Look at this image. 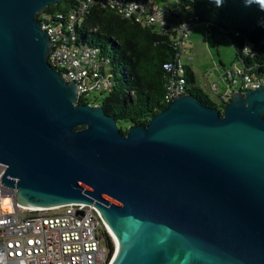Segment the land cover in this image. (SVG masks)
Here are the masks:
<instances>
[{
	"label": "water",
	"instance_id": "water-1",
	"mask_svg": "<svg viewBox=\"0 0 264 264\" xmlns=\"http://www.w3.org/2000/svg\"><path fill=\"white\" fill-rule=\"evenodd\" d=\"M60 1L0 0V164L17 205L95 207L112 264H264V87L221 109L178 96L124 135L49 64L37 16Z\"/></svg>",
	"mask_w": 264,
	"mask_h": 264
},
{
	"label": "built area",
	"instance_id": "built-area-1",
	"mask_svg": "<svg viewBox=\"0 0 264 264\" xmlns=\"http://www.w3.org/2000/svg\"><path fill=\"white\" fill-rule=\"evenodd\" d=\"M96 6L112 9L125 18L152 27L162 26L163 34L174 33L175 49L182 51L194 27L183 22L175 26L168 10L156 0H81L67 13L42 12L38 20L50 37L52 48L49 64L67 83H74L79 100L93 93L113 88L110 60L101 56L99 48L78 43L77 30L83 18ZM247 48V49H245ZM232 66L220 68L224 89L213 83L211 90L226 104L235 93L264 87V62L253 63L255 57L249 43ZM168 73L165 99L187 94L185 69L180 58L164 66ZM6 166L0 164V264H112L118 249L117 240L100 212L89 205H66L52 209L19 207L18 190L2 185ZM9 200L11 209H5ZM110 245L109 246V242Z\"/></svg>",
	"mask_w": 264,
	"mask_h": 264
},
{
	"label": "trees",
	"instance_id": "trees-1",
	"mask_svg": "<svg viewBox=\"0 0 264 264\" xmlns=\"http://www.w3.org/2000/svg\"><path fill=\"white\" fill-rule=\"evenodd\" d=\"M80 1L61 0L44 12L67 13ZM179 2L180 13L168 11L170 23L175 26L181 22L193 26L206 24L208 32H219L231 40L236 61H246L241 52L244 43H249L256 55L248 60L255 64L264 62V9L254 0L253 3L249 0H223L220 7L215 0ZM162 29L161 25L148 27L112 9L96 6L86 14L77 30L79 44L99 48L101 56L110 60L113 83L111 91L81 97L79 102L102 107L108 116L117 120L124 135L130 126L145 125L151 116L167 107L168 73L164 66L178 58L185 69L187 92L207 106L221 109L224 104L212 101L198 84L194 71L185 64L183 56L188 51L187 39L184 49L176 50V35L163 34Z\"/></svg>",
	"mask_w": 264,
	"mask_h": 264
},
{
	"label": "rangeland",
	"instance_id": "rangeland-1",
	"mask_svg": "<svg viewBox=\"0 0 264 264\" xmlns=\"http://www.w3.org/2000/svg\"><path fill=\"white\" fill-rule=\"evenodd\" d=\"M164 8L180 7L179 0H157ZM169 4V5H168ZM168 10V9H167ZM191 38L187 39L188 51L183 56L185 64L194 71L198 84L216 104L221 103L220 98L211 90V84L215 83L224 89L223 71H216L215 65L223 62L227 67L236 62V53L231 40L217 32H208L206 24L193 27ZM93 93L91 97L95 96ZM100 97V96H98Z\"/></svg>",
	"mask_w": 264,
	"mask_h": 264
},
{
	"label": "crops",
	"instance_id": "crops-1",
	"mask_svg": "<svg viewBox=\"0 0 264 264\" xmlns=\"http://www.w3.org/2000/svg\"><path fill=\"white\" fill-rule=\"evenodd\" d=\"M160 5H161V7L163 6L162 3H161ZM168 5H169V4H168ZM166 9H168V11H171V12H174V13H180L181 10H182V9H181V6H180V7L171 8L170 5H169V8H166ZM179 22H180V21H179ZM179 22H178V23H179ZM181 23H182V22H181ZM192 34H193V31L191 32V34H190V36H189V39L191 38V35H192ZM189 39H188V40H189ZM235 59H236V58H235ZM220 64H221V65H219V66H218V65H215V68H217V67L222 68V66H223V67H227L223 62H220ZM233 64H234V63H233ZM216 71H217V70H216ZM212 84H213V83H212ZM212 84H211V85H212ZM199 85H200V84H199ZM200 86H201V85H200ZM201 88H202V86H201ZM202 89H203V88H202Z\"/></svg>",
	"mask_w": 264,
	"mask_h": 264
},
{
	"label": "clouds",
	"instance_id": "clouds-1",
	"mask_svg": "<svg viewBox=\"0 0 264 264\" xmlns=\"http://www.w3.org/2000/svg\"><path fill=\"white\" fill-rule=\"evenodd\" d=\"M249 2L250 3H253V0H249ZM254 2L257 3V4H259L260 7H261V9H264V0H254ZM222 3H223V0H215V4L217 5V7H220L222 5ZM245 49H247V48H245ZM109 246H112V245H110V242H109Z\"/></svg>",
	"mask_w": 264,
	"mask_h": 264
},
{
	"label": "bare ground",
	"instance_id": "bare-ground-1",
	"mask_svg": "<svg viewBox=\"0 0 264 264\" xmlns=\"http://www.w3.org/2000/svg\"><path fill=\"white\" fill-rule=\"evenodd\" d=\"M5 209L8 211L11 209L9 200H5Z\"/></svg>",
	"mask_w": 264,
	"mask_h": 264
}]
</instances>
